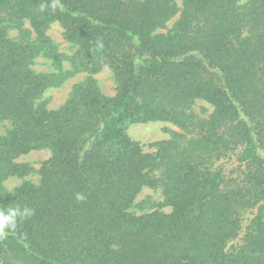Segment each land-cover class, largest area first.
<instances>
[{
  "label": "trees",
  "instance_id": "16d2710c",
  "mask_svg": "<svg viewBox=\"0 0 264 264\" xmlns=\"http://www.w3.org/2000/svg\"><path fill=\"white\" fill-rule=\"evenodd\" d=\"M148 123L179 132L145 153ZM0 124V209H34L0 264H264V0H0ZM42 150L39 183L7 190ZM145 187L172 211L131 213Z\"/></svg>",
  "mask_w": 264,
  "mask_h": 264
},
{
  "label": "rangeland",
  "instance_id": "374dc122",
  "mask_svg": "<svg viewBox=\"0 0 264 264\" xmlns=\"http://www.w3.org/2000/svg\"><path fill=\"white\" fill-rule=\"evenodd\" d=\"M182 3V0H178ZM18 31L12 32V36L16 37ZM50 37L59 45L60 51L64 54L71 56L73 54V48L65 41L63 36V29L58 24L55 23L51 26L48 31ZM35 68L41 72H48L49 66L45 60H39ZM84 74L74 77L69 80L61 89L50 90L46 94V98L49 100V106L51 108H57L63 105L69 97V94L73 86L80 82L84 78ZM104 93L112 96L115 94L116 83L114 77L110 71H102L95 76ZM196 112L207 117L213 112V107L205 102H199L195 107ZM8 124H0V131L5 130ZM170 131L179 132V129L170 123H148L143 125H134L130 127L128 134L139 141L145 153L156 154L157 149L152 146V144L167 140L170 138ZM51 158V152L48 150L33 151L26 154L18 159L20 163H27L33 168V173L26 178H10L5 183L4 186L7 190L11 191L16 187L22 185L25 182H30L33 184H38L40 181L39 171L42 166ZM165 199L162 191L160 189L155 190L149 187L143 188L136 198V201L131 208L130 212L135 215L149 214L153 212H163L170 213L172 208L165 206Z\"/></svg>",
  "mask_w": 264,
  "mask_h": 264
},
{
  "label": "clouds",
  "instance_id": "9594fccd",
  "mask_svg": "<svg viewBox=\"0 0 264 264\" xmlns=\"http://www.w3.org/2000/svg\"><path fill=\"white\" fill-rule=\"evenodd\" d=\"M45 5H41V10H45ZM34 215V209L28 206L7 207L0 209V238L6 237L8 232L15 230L17 223L26 220Z\"/></svg>",
  "mask_w": 264,
  "mask_h": 264
}]
</instances>
